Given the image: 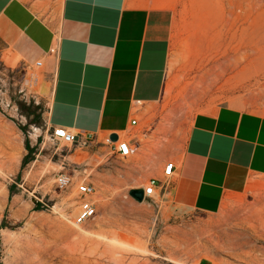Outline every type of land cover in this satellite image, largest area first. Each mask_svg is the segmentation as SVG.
<instances>
[{
    "label": "rangeland",
    "instance_id": "1",
    "mask_svg": "<svg viewBox=\"0 0 264 264\" xmlns=\"http://www.w3.org/2000/svg\"><path fill=\"white\" fill-rule=\"evenodd\" d=\"M154 1L174 16L166 84L159 102L140 106L132 132L140 147L133 156L114 155L108 146L48 141L36 109L45 107L38 98L42 73L28 91L22 67L0 62V121L11 131L4 147L12 154L0 169V192L8 189L0 196L3 264H37L32 247L55 264H200L203 258L264 264V175L252 176L247 190L214 214L168 216L162 198L139 202L130 195L182 150L198 112L230 104L264 114V0ZM39 133L42 142L23 166L26 142ZM63 168L74 174L66 190L54 183ZM81 178L97 186V214L77 226L75 184Z\"/></svg>",
    "mask_w": 264,
    "mask_h": 264
},
{
    "label": "crops",
    "instance_id": "2",
    "mask_svg": "<svg viewBox=\"0 0 264 264\" xmlns=\"http://www.w3.org/2000/svg\"><path fill=\"white\" fill-rule=\"evenodd\" d=\"M157 2L0 0V62L44 64V133L66 126L96 133L98 141L112 133L128 137L140 124L132 125L140 106L162 99L174 16ZM169 161L175 174L162 195L163 214L219 212L252 176L264 175V114L230 104L200 111ZM152 174L160 177L161 165Z\"/></svg>",
    "mask_w": 264,
    "mask_h": 264
},
{
    "label": "built area",
    "instance_id": "3",
    "mask_svg": "<svg viewBox=\"0 0 264 264\" xmlns=\"http://www.w3.org/2000/svg\"><path fill=\"white\" fill-rule=\"evenodd\" d=\"M57 50L58 43L55 42L52 45L50 52L56 54ZM43 65V61L39 59L28 68L22 67L24 71V81L26 82L25 87L28 91H31L39 84ZM138 121L139 119L137 118V115H135L132 119V125H136ZM110 135L111 134H107L98 141L97 134L93 132L77 131L66 126H52L51 131L47 133V140L51 143L67 147L75 144L108 146L112 154L123 157L133 156L138 153L140 143L137 136H133L132 132L129 133L127 138H121L120 133H118L119 139L117 141H112ZM174 174V162H166L162 169V175L160 177H150L147 183L143 186L144 198L153 201L162 198V195L165 189L170 185ZM54 183L58 189L66 190L74 184V174L63 168L55 174ZM75 187L79 204L73 222L75 225L81 226L92 220L97 214V204L94 200L97 186L93 182L81 178L77 181Z\"/></svg>",
    "mask_w": 264,
    "mask_h": 264
},
{
    "label": "bare ground",
    "instance_id": "4",
    "mask_svg": "<svg viewBox=\"0 0 264 264\" xmlns=\"http://www.w3.org/2000/svg\"><path fill=\"white\" fill-rule=\"evenodd\" d=\"M120 135H121V138H123L122 137L123 134L120 133ZM10 141H11V131H10L9 127H7L5 124H3L0 121V169H5L7 167V164L9 162V160L12 157V154L9 151H7L5 149V147H4V142H6V144L7 143L10 144ZM7 194H8V189L7 188L1 190V192H0V196H4V195H7ZM102 205L103 206H106L105 203H102ZM46 252H47V248H46ZM31 253H34L35 254V258L37 259V264H55V263H49L47 260L46 261H43L44 253H43L42 250H39L38 247H32L31 248ZM115 259H116V257H115Z\"/></svg>",
    "mask_w": 264,
    "mask_h": 264
},
{
    "label": "trees",
    "instance_id": "5",
    "mask_svg": "<svg viewBox=\"0 0 264 264\" xmlns=\"http://www.w3.org/2000/svg\"><path fill=\"white\" fill-rule=\"evenodd\" d=\"M31 105H34V104H31ZM36 109H40V112L38 113V115H37V119L38 120H42L43 119V112H44V109L42 108V106L41 105H36ZM20 127L22 128V129H24V126H21L20 125ZM40 142V141H39ZM35 147H31L30 146V142L29 141H27L26 142V149L27 150H29V152H28V154H26L25 156H24V158H23V166H25L28 162H30L34 157H33V155L31 154V152H33Z\"/></svg>",
    "mask_w": 264,
    "mask_h": 264
},
{
    "label": "water",
    "instance_id": "6",
    "mask_svg": "<svg viewBox=\"0 0 264 264\" xmlns=\"http://www.w3.org/2000/svg\"><path fill=\"white\" fill-rule=\"evenodd\" d=\"M112 141H117L119 139L118 133H112L110 135ZM130 195H132L137 201L142 202L144 201V190L143 188H133L130 190ZM0 264H3L0 259Z\"/></svg>",
    "mask_w": 264,
    "mask_h": 264
}]
</instances>
